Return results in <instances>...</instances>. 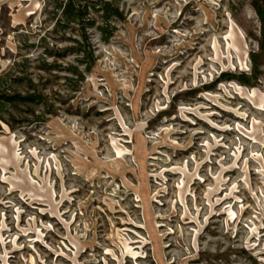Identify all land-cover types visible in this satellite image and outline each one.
Returning <instances> with one entry per match:
<instances>
[{"label":"rangeland","instance_id":"obj_1","mask_svg":"<svg viewBox=\"0 0 264 264\" xmlns=\"http://www.w3.org/2000/svg\"><path fill=\"white\" fill-rule=\"evenodd\" d=\"M59 2L0 0V264H264V0H113L89 69Z\"/></svg>","mask_w":264,"mask_h":264},{"label":"trees","instance_id":"obj_2","mask_svg":"<svg viewBox=\"0 0 264 264\" xmlns=\"http://www.w3.org/2000/svg\"><path fill=\"white\" fill-rule=\"evenodd\" d=\"M58 8L61 10V21L57 23L58 27L64 28L69 24H76L82 31L81 43H78L77 48L71 47L68 51L82 52L83 58L81 61L88 63L87 69L90 68V62L93 61V49L86 52L83 49V44L87 43L86 28L94 25L95 18L91 16L90 11L101 12L100 18L104 24L112 17L121 18L122 14L117 6H114L113 0H60ZM90 61V62H89ZM27 60L13 64V67L0 74V120L12 128L11 123L4 117L3 108L7 105L21 103L23 105H30L38 103V98H42L43 94L37 92L36 85L28 77ZM44 67L51 69L55 64L42 61ZM72 70L76 67L71 66ZM23 85L24 90H19L16 87Z\"/></svg>","mask_w":264,"mask_h":264}]
</instances>
